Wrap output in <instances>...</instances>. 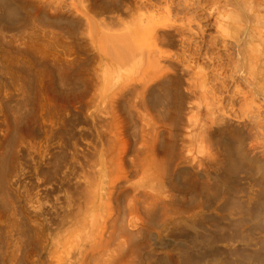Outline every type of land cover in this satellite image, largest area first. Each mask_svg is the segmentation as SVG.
<instances>
[{
    "label": "bare ground",
    "instance_id": "bare-ground-1",
    "mask_svg": "<svg viewBox=\"0 0 264 264\" xmlns=\"http://www.w3.org/2000/svg\"><path fill=\"white\" fill-rule=\"evenodd\" d=\"M69 1L67 3L65 0H0V40L9 35L10 38L17 40L48 41L51 52L48 54L53 57L57 56L56 60L53 58L52 60L56 64L58 62V77L63 79L62 82L66 83L65 80L69 76L68 68L72 66L68 57H80L82 53L86 56L88 51L90 55V50L99 57L105 56L110 60L107 68L115 64L116 69L120 71L117 75H106L102 79V87L98 88L99 75H97V69L94 68L91 74L95 78L94 82L97 79V83L92 87L90 97L88 99L85 97L87 100L80 98L81 95L70 98L61 92L53 93L55 98H58L56 100L49 98L36 122L33 119L37 117L30 119V122L34 121L35 125L29 124L25 116H21L25 119L22 118L23 122L15 120L12 124L7 123L5 117H3L5 120L1 122L2 117H0V200L5 199L2 202H5L6 196L17 188L13 187V190L8 188L9 191L5 189V185L7 187L5 168L8 161L5 159L7 154L4 152L11 139L8 142L6 140L13 131L17 138L21 139L27 134L29 137L30 134L33 136L31 153L34 179L30 178L33 179V182H30L32 185L27 186L23 182L24 187L21 188L24 189L25 194L30 193L23 194L27 197L24 200L27 206H24L34 218L30 221H33V225L31 223L27 226L26 222H22V224L26 223L24 224L25 229L33 228V230L29 229L33 231L32 235L23 230L24 235L27 238L28 233L27 239L31 242L32 239L34 240L31 243L33 246L34 243H40L39 250L33 251L32 249V254L36 257L33 263L264 264V161L257 155H252L247 145L250 142L249 139H256L257 136L259 138L261 127L257 125L260 130H256V126L253 127L255 124H252L255 121H249L251 127L247 130L253 127L258 132L254 133V129H251L247 133L244 127L242 129L239 124L229 119L231 123L227 120L224 123V116L217 115L218 110L219 113L223 110V106L220 105L224 96L219 97L215 94L214 90H218L215 86L218 85L217 82H223V79L226 81L229 77H222V75L221 80L215 77L217 85L213 86L216 89H213V86L210 88L211 86L208 85L214 83L212 82L214 77L210 79L212 83L208 84L206 81L212 75L217 76V74L214 73V75L212 72L209 76V73H205L207 78L204 72L201 74L200 71L198 74L201 76H199L195 73V69L191 68L196 65L195 63L191 66L192 56L194 58L196 56L194 52L191 51L193 55L187 54V51L193 50L191 49L193 43L190 41L194 39L192 35H189L191 39L184 37V29L176 22H172L171 18L174 16L170 18L165 15L164 19L168 18V20L166 23H161L156 21L154 16L146 15L148 12L144 9V18L140 12L149 5L146 0ZM211 1L210 5L208 1H205L207 5L204 7H213ZM224 1V4L217 9L209 10L215 11L212 14L219 22L223 20L225 23L226 19L232 21L226 29H222L223 26H221V30L217 33L223 37L221 45L225 48L224 52L227 51L225 54L228 58L232 56L226 37L229 36L233 40L230 44L233 43L231 45H234L235 54L238 57V62H236L240 63L237 65L239 66L238 72H240L239 78L244 79H242L244 84L246 81V87L250 90L249 96L257 98L258 81L257 78L254 80V76H250L251 73L256 74L254 72L257 63V54H254L256 49L252 53L254 58L250 55L246 56L249 41L257 40V34L248 29V23L251 19H257L255 16L257 13L253 16L254 7L248 4L247 0H244L247 5L242 0ZM150 2L152 4V0ZM254 2L251 1V3ZM219 3H222V0ZM219 3L216 5H220ZM196 5H193L194 8ZM67 6L69 10H65ZM175 7L181 9L180 5ZM187 7H185L186 10ZM255 7L257 8V5ZM190 9L193 10V8ZM191 11V14L187 13L192 17L196 10L194 9L195 13ZM189 16H185V19ZM195 16L197 18V14ZM190 18L189 22L192 21ZM135 20L145 22L143 25L146 27L142 42L139 43L136 42L140 38L139 34L130 27ZM201 20L199 22H202ZM181 25L183 26V23ZM203 40L206 41L205 38ZM210 41L211 45L214 41L212 39ZM260 41L259 43L263 40ZM84 45H88L90 50H87L88 48ZM198 46L200 47V44ZM1 53L0 47V72L11 66L10 63L6 65L8 58ZM92 54L97 58L94 53ZM247 57L252 58V61ZM5 58H7L6 61ZM75 62L76 60L73 61L74 64ZM228 62L231 63V61ZM245 64H247V70H245ZM231 68L234 67L231 66ZM245 71L250 73L247 74L249 78ZM223 72L226 73L224 70ZM233 76L230 77L236 82L239 78ZM24 79L21 78L20 82L25 85L26 79L25 81ZM228 85L230 84L226 87H229ZM242 86L240 85L241 88ZM218 87L223 89L222 84ZM86 88L85 86L82 90ZM224 90L220 91L225 95ZM21 92L24 94V91ZM236 92L239 91L236 90ZM27 93L33 101L34 97H31V93ZM27 93L25 91V94ZM36 95L38 98V91L35 92ZM243 98L241 101L245 104L239 102L244 106L247 104L245 102L247 98L245 96V101ZM232 99L236 102L235 105L234 103L231 105L230 102L233 101H230L229 109L233 105L236 108L237 100L233 95ZM1 103L2 101L0 102V113L3 110ZM252 107L254 106L250 108ZM256 107L254 108L257 112ZM79 109L83 117L81 123L85 124L84 128L79 124V129H83L81 131L78 129L79 134L74 132V138L69 137L74 139L71 144L64 143L60 146L62 151L55 150L54 152L53 146L55 143L60 145L65 135L62 134L65 133V131L62 132V127L67 122L66 113L71 110L78 112ZM243 110L240 108L239 111L243 112ZM254 115L252 114L253 119L256 117ZM16 116L18 118L20 115ZM252 116L251 118L249 116L247 120L249 118L251 120ZM12 118L11 120H14ZM11 120H9L10 123ZM71 120L68 119V121ZM77 128L73 129L77 130ZM255 142L257 144L258 140L252 144ZM215 150V155L212 156ZM202 163H208L209 170H201L199 165ZM245 170H249V173L247 172L249 176ZM242 173L248 176V182L245 181L248 185H243L248 191L246 190L245 195L239 191L244 197L241 200H235L234 193H238L237 188H240L241 184L240 181V183L237 181L239 185L236 184V178L243 175ZM257 184V190H255L254 186ZM4 189L9 194H6ZM3 191L6 196L1 198ZM185 196L191 197V204L195 206L191 209L197 208L196 211L192 210V213H190L191 209L186 211L188 208L186 209L185 206L187 207L188 200L186 199L185 203L183 199ZM15 197L18 199L17 195ZM8 199L7 202H9ZM207 207L211 208L210 213L204 210ZM2 208L1 210L4 209ZM217 209H221L219 213L216 212ZM7 210L5 208V211ZM18 211L19 209L16 211L17 214H19ZM185 211L189 214H185ZM8 213H12L11 210ZM17 214H12L14 216L12 218H19L20 214L19 217ZM23 217L25 216L21 218ZM8 219L7 222L11 218ZM1 220L0 225L5 226ZM8 225L13 227L10 222ZM11 227H8L9 230ZM44 228L47 230L46 233ZM22 229L20 228L21 231ZM9 232L12 233V231ZM9 232L2 231L5 237ZM23 232L19 231L16 235L20 233L22 235ZM2 236L0 237L3 239ZM22 236L13 238V234H9L12 240L10 245L13 248L10 249L12 251H10L7 263L20 264L21 262L22 264V261L24 263L31 261L29 256L31 251L29 253L26 251L27 243L29 244L30 241L24 237L27 240L25 243ZM4 247L2 248L6 252L7 246ZM2 254H4L3 251Z\"/></svg>",
    "mask_w": 264,
    "mask_h": 264
},
{
    "label": "rangeland",
    "instance_id": "rangeland-1",
    "mask_svg": "<svg viewBox=\"0 0 264 264\" xmlns=\"http://www.w3.org/2000/svg\"><path fill=\"white\" fill-rule=\"evenodd\" d=\"M67 3H69L70 1L69 0H65ZM145 1V0H144ZM148 1V2H147ZM151 0H146V3H147V5L149 6H147L146 8H143V10H141V12L140 11H138V13L140 12V14H142L143 15V17L145 18V16H144V9L148 12L146 15H148V16H150V17H153L154 16V18H155V20L156 21H160L161 23H166L167 22V20H168V18H165L164 19V16L165 17H170L171 18V16H174V18L172 17L171 19H172V22H176L177 23V25H179V26H181L184 30H185V32H184V30H183V35L185 34V36L184 37H187V38H190L189 37V35L192 37V38H197V39H192V40H190L191 41V43H193L192 45L194 46V48H192L191 47V49H193V50H190V51H187V54H189V53H191V51H192V53L194 52V55H196L195 56V58H194V56H192L193 57V62L191 63V66H194L195 65V63H196V65L194 66V67H191L192 69H195L194 71H196L195 73L196 74H198V73H200V71H201V74L203 73L204 75H205V73L207 74V73H209L210 75L209 76H211V73L212 74H217V76L215 75V76H211L210 78H209V80L208 81H206V82H208V84L211 82V80L213 79V77H214V79H215V77L217 78V77H219V79L221 78L222 79V77H225L226 76V78L227 77H229V79L227 78H225L226 79V81L223 79L222 81L223 82H221L220 80H218V81H220L219 83L217 82V84H216V80L218 79H213V81L212 82H214V83H212L211 85H208L210 88H212V86L214 85V84H216L217 86H215L218 90V93H217V91H215L214 90V92H216L215 94H218L217 96H219V97H221V95L222 96H224L223 97V101H222V104L220 105V106H223V110H222V112H221V109H220V112L222 113V115H221V113H219V110L216 112L217 113V115L218 116H224V120H223V122L225 121V120H227L228 121V119L229 120H231V122H234V123H236V124H239V126L243 129V127H244V130H245V132H247L248 133V131L250 132V130L251 129H254L253 127L254 126H256V130H260V128H258V126L257 125H260L259 127H261V132L259 131V133L261 134L260 136H259V138H258V136H257V138L256 139H253V138H251V139H249L250 140V142H248L247 143V145L249 146V150H250V152H251V154L252 155H257L262 161H264V94H263V92H264V82H263V79H264V54L262 53V52H264V24H263V22H264V0H257L256 2H257V4H256V2H254L255 0H247L246 2L248 3V4H250L252 7H254V9H253V16L257 13V15H255V16H257L256 18L257 19H255V20H252L251 19V22L253 23H248V29L253 33V32H255L256 34H257V40H253L252 42L251 41H249V43H248V45H247V47L248 48H254V49H246L247 51H246V56H248V55H250L252 58H254L253 57V55L254 54H257V63H256V68H254V72L256 73V74H250L249 72H247V71H245V73H246V76L248 77L249 75H247L248 73L250 74V76H254V80H256V78H257V98H255V96L253 97L252 95H250L253 99L251 100V97L249 96V94L248 93H250V90L248 89V87H246L247 85H246V81H245V84H244V79L242 80V79H240L239 77H240V72H238L239 70V66L237 67V65H239L240 63H238L237 64V60H238V57H237V54H235V48L233 47L234 45H231V44H233V43H231L230 44V41H233L229 36L228 37H226V38H228V41H229V48L231 49V56H232V58H228L227 57V54H225L226 52H224V50H225V48L221 45V43H222V41H223V37L222 36H220L217 32L219 31V30H221V26H223L222 27V29H226L227 28V25L228 24H232V21L230 20V19H224L225 20V23H224V21L223 20H221V22H219L216 18H215V16L213 15L214 14V10L215 9H217L218 7H220L221 5H223L224 4V0H222V3H219V2H221V0H213V1H211V5H214L213 7L211 6H207L206 8L204 7L205 5H207L206 4V2L208 1L209 2V4L208 5H210V1L209 0H204V2H203V0L201 1V0H193V2H191V0H186V1H182V0H170V2H169V0H152V4H151V2H150ZM176 1V2H175ZM178 1V2H177ZM181 1V2H180ZM201 3H200V2ZM217 1V2H216ZM251 1L252 2H254L256 5H257V8L255 7L256 5L254 4V3H251ZM65 2V4L66 5H68L67 3ZM168 2V3H167ZM176 3V4H174V3ZM188 2V3H187ZM242 2H244V0H242ZM246 2H244L245 4H246ZM159 3V4H158ZM181 3H182V5H181ZM190 3V4H189ZM199 4V6H197L198 4ZM212 3H214V4H212ZM220 4V5H216V4ZM170 4V5H169ZM191 4H193V5H196L195 6V8H194V6L192 7V6H189V8L187 7L188 5H191ZM253 4V5H252ZM153 5V6H152ZM154 5L156 6L155 8H154ZM177 5H180V7H181V9H179V8H177V7H175V6H177ZM247 5V4H246ZM151 7V8H150ZM179 7V6H178ZM183 7V8H182ZM185 7H187V10H186V8ZM248 7V6H247ZM66 8V7H65ZM175 8V9H174ZM190 8H193V10L192 9H190ZM198 8V9H197ZM256 8V9H255ZM151 9V10H150ZM155 9V10H154ZM172 11H171V10ZM194 9L196 10V13H195V11H194ZM200 9H201V11H200ZM209 9H214V10H209ZM65 10H69L68 9V6H67V9H65ZM149 10V11H148ZM183 10H184V12H183ZM192 10L194 13V17L192 16H189L191 13H190V11ZM199 10V11H198ZM224 10H226V9H224ZM143 11V12H142ZM145 11V12H146ZM163 11V12H162ZM179 11V13H177ZM182 11V12H181ZM189 12V13H187V12ZM191 11V12H192ZM197 11H198V13H197ZM257 11V12H256ZM187 14H186V13ZM138 13H137V15H138ZM156 14V17H155V14ZM172 13V14H171ZM201 13V14H200ZM213 13V14H212ZM251 14H252V12H250ZM263 13V14H262ZM158 14V15H157ZM186 14V15H185ZM197 14V18H198V16H199V18L197 19L196 18V15ZM177 15V16H176ZM187 15L189 16V18L192 20V21H188V19L189 18H187V19H185L186 17H187ZM201 15H203V16H201ZM181 16H182V19H181ZM186 16V17H185ZM147 17V16H146ZM203 18V19H202ZM178 19V21H176ZM194 19H197V20H194ZM202 19V20H201ZM183 20V21H182ZM194 20V21H193ZM199 20H201L202 22H199ZM182 21V22H181ZM217 21V22H216ZM216 22V23H215ZM226 22H227V24H226ZM183 23V26L181 25ZM143 24H145V22L143 23V22H141V21H138V20H135V22L130 26L131 27V29L134 31V32H136V33H138L139 34V37L140 38H138L137 39V43H139L140 41L142 42V35L144 34V32H145V30H146V27L143 25ZM250 24V25H249ZM255 24V25H254ZM254 25V26H253ZM251 26V28H249ZM254 27V29H252L253 27ZM203 27V28H202ZM197 28V29H196ZM263 28V29H262ZM193 29V30H192ZM204 30V31H203ZM194 31V33H192ZM262 31V32H261ZM204 32V33H203ZM262 34H261V33ZM12 33V32H11ZM11 33H9L10 35H11ZM13 33H15V32H13ZM12 33V34H13ZM251 33V34H252ZM188 36H187V35ZM198 34H199V36H198ZM202 34V35H201ZM260 34V35H259ZM206 37H205V36ZM6 36H8L7 38H5ZM2 40H0V47H1V50H2V55H4V57L5 56H7V58H5V61H6V59H7V61H6V65L8 66L9 65V63H10V67L8 68V67H6L2 72H0V100L2 101V108L1 109H3V110H1V113H0V115H2V116H0V117H2V121H1V118H0V121L1 122H3V120H5V119H3V117H5L6 118V122L8 123L9 122V124H12V121L14 122L15 120H19V122H23V120H22V118L23 117H21V116H25L24 118H26L27 119V122H29V124L31 123L32 125H35V122L38 120V115L41 113V110L43 111V108L46 106V102H48L49 101V98H51L52 100L53 99H57V98H55V94H56V92L58 93V92H61L63 95H65L66 97H67V95H68V97H77L78 95H81L80 96V98L81 97H83V100H87L88 99V97H90V95H91V93H92V91H93V88L92 87H94V84H96L97 83V79H96V82H94L95 81V78H94V76L91 74V73H93V69L95 68V69H97L96 70V72H97V75H99V78H98V83H97V86H98V88H100V87H102V79L106 76V75H117V74H119L120 73V71L118 70V69H116L117 68V66L115 65V64H113L112 66H111V68H107V64L108 63H110V60L108 59V58H106L105 56H103V57H99L94 51H91L90 50V47L88 46V45H84L85 46V48L87 47L88 49L87 50H90V55H89V51H88V53L86 54V56H85V54L84 53H82V55H84V56H80V57H76V58H74V56H71V57H68V60L70 61V65H72L70 68H71V70H70V68H68V72H69V76H68V78H67V80H65V82L66 83H64V82H62L63 81V79L62 78H60V77H58V71H59V65H57L58 64V62H57V64L55 63V61L54 60H52V58L53 59H55V57H56V59H57V56H55V57H53V55H49V54H51V52H50V43L48 42V41H40V40H37V39H12V38H10L9 37V35H6ZM201 36H202V38H201ZM260 36V37H259ZM262 36V37H261ZM200 37V38H199ZM186 38V39H187ZM203 38H205L206 39V41L205 40H203ZM221 38V40H219V39ZM191 39V38H190ZM212 39V41H214L211 45H210V40ZM263 41H262V40ZM35 40V41H34ZM37 40V41H36ZM197 40V41H196ZM262 42H261V41ZM194 41H196L197 43L198 42H200V43H198V45L200 44V47L197 45V43L196 42H194ZM201 41H202V43H201ZM259 41L261 42V43H259ZM41 42H43V43H41ZM44 42H48L49 43V45H48V43H44ZM203 42L205 43V44H203ZM216 42H218L217 43V45H216ZM220 42V43H219ZM195 43H196V45H195ZM253 44H254V46H253ZM256 44L258 45V46H256ZM261 44V45H260ZM203 47H202V46ZM231 45V46H230ZM196 46V47H195ZM197 46H198V48H197ZM220 46H222V47H220ZM228 47H227V49H228ZM31 48V49H30ZM39 48V49H38ZM195 48H197L196 50H194ZM201 48V49H200ZM232 48H234V49H232ZM258 48V49H257ZM199 49V50H198ZM214 49V50H213ZM224 49V50H223ZM230 49H229V51H230ZM256 49V51H255V53L254 54H252L253 52H254V50ZM234 52H233V51ZM253 50V51H252ZM259 50V51H258ZM28 51V52H27ZM198 51V52H197ZM46 52H47V54H46ZM197 52V53H196ZM215 52H218V53H215ZM232 52H233V54H232ZM247 52H248V54H247ZM49 53V54H48ZM92 53H94V55H96L97 56V58L95 57V56H93V54ZM191 53V54H192ZM199 53V54H198ZM223 53V54H222ZM92 54V55H91ZM217 54V55H216ZM225 54V55H224ZM252 54V55H251ZM193 55V54H192ZM235 55V56H234ZM10 56V57H9ZM41 56V57H40ZM52 56V57H51ZM230 56V57H231ZM94 57H95V59H94ZM219 57V58H218ZM221 57V58H220ZM42 58V59H41ZM71 58V59H70ZM233 58H235L234 60H233ZM252 58H250V57H247V59H251V61H252ZM55 59V60H56ZM81 60V62L79 61V60ZM83 59V60H82ZM195 59V60H194ZM223 59V60H222ZM231 59V60H230ZM75 61L76 60V62H75V64L73 63V61ZM77 60H78V62H77ZM86 60H88V61H86ZM254 60V61H255ZM112 61V60H111ZM228 61H231V63L230 62H228ZM237 61V62H236ZM225 62H227V63H225ZM236 62V63H235ZM21 63V64H20ZM51 63V64H50ZM77 63V64H76ZM209 63V64H208ZM222 63L225 65H222ZM231 65H230V64ZM249 63V61L247 60V64ZM262 63V64H261ZM227 64V65H226ZM229 64V65H228ZM247 64H245V70H247L246 68H247ZM218 65V66H217ZM57 66V67H56ZM222 66V67H221ZM224 66V67H223ZM231 66H233L234 68H231ZM226 67V68H225ZM254 67H255V64H254ZM10 68H11V70H10ZM222 68V69H221ZM261 70H260V69ZM107 69H109V71H107ZM220 69V70H219ZM232 69V70H231ZM70 70V71H69ZM73 70V71H72ZM216 70H218V71H216ZM223 70L227 73H224L223 72ZM229 70V71H228ZM231 70V71H230ZM10 72V73H7V72ZM193 71V72H194ZM234 73H233V72ZM236 71V72H235ZM30 72V73H29ZM222 72V73H221ZM237 72H238V74H237ZM220 73V74H219ZM229 73V74H228ZM237 74V75H236ZM29 75V76H28ZM199 75V74H198ZM223 75V76H222ZM228 75H235V76H233V77H238L236 80V82L235 81H233L234 80V78H232V77H230V76H228ZM260 75L262 76V77H260ZM22 79H26V81H25V79H24V81H25V85H24V83L23 82H20L21 81V78ZM23 76V77H22ZM31 76H32V78H31ZM57 76V77H56ZM76 76V77H75ZM199 76H201V75H199ZM205 76H207V75H205ZM222 76V77H221ZM243 76H244V74H243ZM249 76V77H250ZM35 77V78H34ZM248 77V78H249ZM28 78V79H27ZM29 78H31V80L29 79ZM207 78H208V76H207ZM19 79V80H18ZM61 79V80H60ZM211 79V80H210ZM232 81H231V80ZM253 79V78H252ZM262 81H261V80ZM30 80V81H29ZM37 80V81H36ZM260 80V81H259ZM32 81V82H31ZM35 81H36V83H35ZM91 81V82H90ZM224 81L226 82V83H224ZM230 81H231V83H230ZM240 83H239V82ZM47 82H49V84L47 83ZM51 82V83H50ZM68 82H70V83H68ZM72 82V83H71ZM233 82V83H232ZM242 82V83H241ZM260 82V83H259ZM263 82V83H262ZM19 83V84H18ZM23 83V84H22ZM33 83V84H32ZM74 83H76V84H74ZM262 83V84H261ZM52 84V85H51ZM78 84V85H77ZM86 84V85H85ZM222 84V88L223 89H225L226 90V92H225V90H224V93H225V95H226V93H227V95H228V97H227V95L225 96L224 94H222L223 92L222 91H220V90H223V89H219V87L218 86H220ZM227 84H230V85H228L229 87H226V85ZM239 85V87H240V85L242 86V84L244 85V86H242V88L240 87H238V85ZM23 87H22V86ZM38 85V86H37ZM49 85V87L51 86V88H47V86ZM234 85V86H233ZM262 85V87H260ZM31 86V87H30ZM38 88H37V87ZM39 86H40V88H39ZM46 86V87H45ZM69 86V87H68ZM71 86V87H70ZM87 87L86 89H84V90H82L84 87ZM213 86V87H214ZM225 86V87H224ZM233 86V87H232ZM213 88V89H216V88ZM232 87V88H231ZM246 88V89H243V88ZM22 88V89H21ZM44 88H45V90H44ZM232 89L231 91L230 90H228V89ZM260 88V89H259ZM24 89V90H23ZM37 89V90H36ZM41 89V90H40ZM54 91H53V90ZM238 89H243V90H238ZM66 90V91H65ZM81 90H82V92H81ZM236 90L237 91H239V92H236ZM262 90V91H261ZM21 91H24L23 93L24 94H22V92ZM25 91H26V93L27 92H30L31 93V97L33 98L34 97V100L32 101V99H30L29 98V93H27V94H25ZM38 91V98H37V95L35 96V92H37ZM40 91V92H39ZM63 91H65V92H63ZM235 91V92H234ZM219 92H220V95H219ZM229 92V93H228ZM241 92H243V93H241ZM41 93V94H40ZM53 93H55V94H53ZM66 93H68V94H66ZM72 94V95H71ZM83 94V95H82ZM247 94H248V96H247ZM260 94V95H259ZM22 95H25V96H22ZM53 95H54V98H53ZM232 95L234 96V98L237 100V103H236V108H234V105H235V100L234 99H232ZM15 96V97H14ZM28 96V97H27ZM40 96V97H39ZM245 96H246V98L247 97H250V98H247L248 99V101H247V99L245 98ZM263 96V97H262ZM24 97H26L25 98V100H24ZM36 97V98H35ZM87 99H86V98ZM246 99V101H245V99ZM230 98V99H229ZM244 99V101L245 102H247V106L246 105H242V104H245V103H242V101H241V99ZM7 99V100H6ZM20 99V100H19ZM28 99H30V101L28 100ZM240 99V100H239ZM0 101V102H1ZM26 101H28L27 103H26ZM225 101V102H224ZM230 101H233V102H230ZM242 103H240V102ZM243 101V102H244ZM231 103V105H232V103H234V105H233V107L231 106V108L229 109V107H230V103ZM256 102V103H255ZM24 103V104H23ZM26 103V104H25ZM229 103V104H228ZM242 105L241 107H240V105ZM248 103H250L249 105H248ZM253 103V104H252ZM255 103V104H254ZM227 104L229 105V106H227ZM25 105V106H24ZM28 105H31V106H28ZM238 105V106H237ZM254 106V107H256V105H257V109L256 110H258L257 112L255 111V108L254 107H252V108H254V109H252V108H250L251 106ZM42 108H41V107ZM226 106V107H225ZM225 107V108H224ZM240 108H241V110H243V109H245V110H243V112H241V111H239L240 110ZM16 109V110H15ZM25 109V110H24ZM34 109V110H33ZM230 110V112H229V110ZM234 109V110H233ZM235 109H236V111H235ZM30 110V111H29ZM226 110H228V112L226 111ZM231 110H233V111H235L234 112V114H233V111L231 112ZM9 111V112H8ZM33 111V112H32ZM77 111V110H76ZM261 111V112H260ZM3 112V113H2ZM20 112H22V113H20ZM71 112H72V110H71ZM70 111H69V113H66L67 115H65V118H67V122L63 125V127H62V132L63 131H65V133L63 132L62 134H65L63 137H62V143L60 142V145H56V143H55V145L53 146V151L55 152V150L58 152V151H62L61 149H60V146H62L64 143H70L71 144V141H73L74 139H72V138H74L73 137V134H74V132L77 134L78 132H79V130L81 131V129H83L84 128V126H85V124H83V123H81L82 121H83V117L81 116V114H80V109L78 110V112H72L71 113ZM242 114H241V113ZM259 112H260V114H259ZM25 113H26V115H25ZM35 113V114H34ZM71 113V114H70ZM78 113V114H77ZM238 113H239V115H238ZM68 114H69V116H68ZM229 114L231 115V116H229ZM233 114V115H232ZM252 114L254 115V116H256L255 117V119H253V116H252ZM16 115H20L18 118H16L17 116ZM33 115H35V116H33ZM242 115V116H241ZM247 115V116H246ZM16 116V117H15ZM30 116V117H29ZM32 116V117H31ZM72 116V117H71ZM228 116V117H227ZM250 116V118H251V116H252V119L250 120V118L247 120V118ZM262 116V117H261ZM13 117V118H12ZM34 117H37V118H35V119H33ZM239 117V118H238ZM11 118L12 119H14V120H11ZM23 118V119H24ZM226 118V119H225ZM21 119V120H20ZM30 119H33L34 121H33V123L32 122H30L31 120ZM68 119L69 120H71V121H68ZM76 119V120H75ZM82 119V120H81ZM257 119V120H256ZM9 120H11V123H10V121ZM25 120V119H24ZM80 120V121H79ZM262 120V121H261ZM77 121V122H76ZM226 121V122H227ZM251 121H255V122H252V124L254 123L255 125H253V127L250 129V130H247V129H249L251 126V124H250V122ZM70 122V123H69ZM223 122H220V124L221 123H223ZM228 122H230V121H228ZM230 122V123H231ZM68 123H69V125H68ZM77 123H78V125H77ZM225 123V122H224ZM223 123V124H224ZM245 123H247V124H245ZM79 124H81L82 126H83V128H81V129H79L80 128V125ZM249 124V125H248ZM262 124V125H261ZM67 125V126H66ZM72 125V126H71ZM225 125V124H224ZM79 126V127H78ZM81 126V127H82ZM216 126V125H215ZM217 126H220L219 124H217ZM248 126V127H247ZM263 126V127H262ZM66 127V128H65ZM78 127V128H77ZM247 127V128H246ZM73 128H77V130L76 129H73ZM79 129V130H78ZM255 129H254V133L255 132H258V131H256ZM67 131H68V133H67ZM78 131V132H77ZM73 132V133H72ZM263 132V133H262ZM67 133V134H66ZM259 133H258V135H259ZM72 134V135H71ZM75 134V135H76ZM79 134V133H78ZM257 134V133H256ZM263 134V135H262ZM10 135H12V137H10ZM28 136V137H27ZM77 136H79V135H77ZM25 139H24V138ZM22 137V139L21 138H17V135L14 133V131H13V133H11L10 132V134H9V138L6 140L7 142H8V140L9 139H11L9 142H8V144L6 145V152H4V154H7V156L5 155V159H7L6 161H8V163L6 164L7 166H6V168H5V175H7V177H6V184H7V187H6V185H5V189L6 190H8L9 191V189L10 188H12L11 190H13V187L15 188V187H17V188H15V191L13 192V191H11V195L9 194V192H7L6 193V190L4 189V191H5V193L6 194H9L10 195V197H9V195H5V194H3L4 193V191L1 193V198H3V196L5 195L6 196V198L8 199V197H9V199H8V201L9 202H7V199H6V205H7V207H4V206H6V205H4V203L5 202H2L3 200H5V199H3V200H0L1 202H0V220H1V223H5V226L4 225H2L3 227H5V228H3V227H1V225H0V236H2L1 234H4V233H2V231H4L5 233L8 231H12V233H10L9 232V234H13V238H17V237H20V236H22V235H24V232H25V230L28 232V233H30V235H32L33 234V231H30L29 229H32L33 230V228H31L30 226V228L29 229H27L28 227V225H30L32 222H30L32 219H34L33 218V215L29 212V210L28 209H26L25 208V206L24 205H26L27 203H25L24 202V200L27 198L26 196H24V195H27V194H30V193H27V194H25L24 193V189H21L22 187H24L23 185L25 184H27V186H29V185H32L30 182H33V177H34V174H33V171H34V164H32L33 163V155H32V153H31V144H32V142H33V136H32V134H30V137H29V135L27 134V135H25V136H23ZM69 137H72L71 139L69 138ZM263 137V138H262ZM76 138V137H75ZM255 138V137H254ZM67 139V140H66ZM70 140V141H69ZM253 140V141H252ZM257 141L258 140V142H257V144H256V142L254 143V144H252L254 141ZM260 140V141H259ZM24 141V142H23ZM64 141V142H63ZM15 143H16V145H15ZM262 143V144H261ZM26 144V145H25ZM28 144V145H27ZM56 146H58V148L56 147ZM255 146V147H254ZM253 147V148H252ZM19 148V149H18ZM252 148V149H251ZM25 151H26V153H25ZM8 152V153H7ZM22 152V153H21ZM215 152H216V150L215 151H213L212 152V156L213 155H215ZM252 152H254V153H252ZM15 153V154H14ZM30 153V154H29ZM26 154V155H25ZM23 156V157H22ZM10 157H12V158H10ZM16 157V158H15ZM26 158V159H25ZM4 159V160H5ZM30 161H29V160ZM4 160H2V162L4 161ZM22 164V165H21ZM208 163H202V164H200L199 165V168L201 169V170H209V164L207 165ZM26 167V168H25ZM25 168V169H24ZM33 168V169H32ZM23 171H22V170ZM249 169V168H248ZM31 170V171H30ZM17 172H19V173H17ZM245 172L247 173H249V170L247 171V170H245ZM30 173V174H29ZM246 173H242L243 175H239V178H236V184H238V182L240 181L241 182V186L239 185V187L240 188H237V192L238 193H234V197L236 198L235 200H237V199H242L243 197H244V195L246 194L245 192H247L248 191V189L246 188V186L248 185L246 182H248V176H249V174H248V176H247V174ZM14 174V175H13ZM26 174V175H25ZM244 174H246V175H244ZM240 176L242 177V178H240ZM246 176V177H245ZM244 177V178H243ZM30 178H33V179H30ZM28 179V180H27ZM239 179V180H238ZM8 180V181H7ZM16 180V181H15ZM238 181V182H237ZM246 181V182H245ZM23 182H24V184H23ZM212 182V181H211ZM239 182V183H240ZM29 183V184H28ZM259 183H260V181H259ZM258 183V184H259ZM16 184H18V185H16ZM246 184V186H243V185H245ZM256 183H254V185H255ZM258 184L256 185V186H254L256 189L255 190H257V186H258ZM14 185V186H13ZM246 188V189H244V188ZM259 187H260V184H259ZM9 188V189H8ZM29 188V187H28ZM242 189V190H241ZM259 189V188H258ZM22 190V191H21ZM244 190V191H243ZM247 190V191H246ZM239 191H242V193H244V195H242L241 196V194L242 193H240ZM23 192V193H22ZM24 194V195H23ZM238 194H240V195H237ZM17 195V198L18 199H16V196ZM236 195V196H235ZM24 196V197H23ZM241 197V198H240ZM5 198V197H4ZM184 199V201H185V203L187 202L186 201V199L188 200V203H186L187 204V207L185 206V208L187 209H184V210H186V211H188L189 209H191V207H195L193 204H191V197L189 196H185V198H183ZM189 199H190V201H189ZM232 200L234 199V198H231ZM216 199H214V201H215ZM27 201V200H26ZM213 201V200H212ZM17 202V203H16ZM18 204V205H17ZM4 205V206H3ZM10 206V207H9ZM27 206V205H26ZM4 209H3V208ZM16 207H18V208H16ZM1 208L4 210H1ZM5 208H6V210L8 209L9 211L11 210V212L12 213H8L7 211H5ZM11 208V209H10ZM13 208H16V209H13ZM220 208V207H219ZM223 208V207H222ZM221 208V209H222ZM17 209H19V211H18V213L20 214V217H19V214H17L16 213V211H17ZM21 209V210H20ZM195 209V210H194ZM192 208L191 209V212L190 213H192L193 211H196L197 210V208ZM220 209V210H221ZM14 210H16V211H14ZM193 210V211H192ZM204 210L205 211H207L208 213H210L211 211V208L209 209L208 207H207V209H205L204 208ZM220 210L219 209H217L216 210V212L217 213H219L220 212ZM185 211V214L187 213V214H189L188 212H186ZM3 212V213H2ZM13 212H15V213H13ZM10 214L12 215H14V214H17L18 215V217L19 218H12V217H14L13 215L12 216H10ZM4 215V216H3ZM25 216V217H23V218H21L22 216ZM3 216V217H2ZM6 216V217H5ZM7 216H9V217H7ZM2 217V218H1ZM6 219H5V218ZM15 217H17V216H15ZM4 218V219H3ZM7 218H11V219H13V220H9L8 222H7ZM25 218V220L28 218V220H23ZM22 219V220H21ZM14 222V223H12V222ZM10 222V224H12L13 225V227H11V225H8V223ZM22 222H26L27 223V228L25 229V225L24 224H26V223H24V224H22ZM7 223V224H6ZM20 223V224H19ZM15 224H18L17 226H15ZM32 225H33V223H32ZM21 226V227H20ZM11 227V230H9V228ZM15 227H17V228H15ZM22 229V227H24L23 229H22V231L20 230V228ZM13 228V229H12ZM1 229H3L2 231H1ZM6 229V230H5ZM22 233L23 232V230H24V232H23V234L21 235V233L20 234H17L16 235V233L18 232L19 233V231ZM15 230H17V232L15 231ZM13 231H15V232H13ZM44 231H45V233H46V228H44ZM15 233V234H14ZM26 233V232H25ZM27 233V234H28ZM9 234H8V236L7 237H5V234L2 236L3 237V239L0 237V241H1V239H2V241H1V243H0V245H3V243L5 242V240H7L5 243H4V245H5V247H4V245L3 246H1L0 247V256L2 255H4V257H0V264H9V263H7V262H9L8 260V257L10 256V254H11V252L10 251H12V250H10L11 248H13V246H11L10 244H12V240H11V237H9ZM26 234V236H27V238H28V236H29V234L27 235ZM14 235H16L15 237H14ZM20 235V236H19ZM23 238L22 239H24L23 241L25 242V243H27L26 241L27 240H29V239H27L26 237H25V235L24 236H22ZM27 239H25V238ZM5 238V239H4ZM30 238H32L31 236H30ZM3 240H4V242H3ZM30 241V245L27 243V248H26V251L29 253V251H31L30 252V254H29V256L31 257V261H29L28 259L29 258H27V260L29 261V262H26L25 261V263L22 261V264L24 263V264H34L33 263V261H34V259L36 258L32 253H33V251L34 250H39L38 248H40V246H39V244L40 243H38V244H35L34 243V246H33V244H31L34 240L32 239V242H31V240H29ZM28 241V242H29ZM3 242V243H2ZM26 245V244H25ZM35 245H37V246H35ZM11 246V247H10ZM29 246V247H28ZM2 247H4L5 248V251L6 252H4V250H3V248ZM36 247V248H35ZM30 249V250H29ZM32 249H33V251H32ZM2 251H3V253L4 254H2ZM37 252H39V251H37ZM36 252V253H37ZM36 253H34V254H36ZM34 256V257H33ZM2 258H3V261H1L2 260ZM8 259V260H7ZM20 264H21V262H20Z\"/></svg>",
    "mask_w": 264,
    "mask_h": 264
}]
</instances>
